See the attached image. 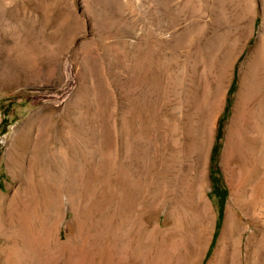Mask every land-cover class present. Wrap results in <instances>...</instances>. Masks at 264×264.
<instances>
[{
  "label": "rangeland",
  "instance_id": "374dc122",
  "mask_svg": "<svg viewBox=\"0 0 264 264\" xmlns=\"http://www.w3.org/2000/svg\"><path fill=\"white\" fill-rule=\"evenodd\" d=\"M243 76V95L255 99L234 129L231 176L222 159ZM261 99L264 0H0V194L16 184L7 155L30 118L56 129V147L71 135L84 158L116 154L134 163V178L148 175L137 213L108 178L93 211L77 218L66 203L62 232L89 263L210 264L237 186L244 264L263 225L251 150Z\"/></svg>",
  "mask_w": 264,
  "mask_h": 264
},
{
  "label": "bare ground",
  "instance_id": "6f19581e",
  "mask_svg": "<svg viewBox=\"0 0 264 264\" xmlns=\"http://www.w3.org/2000/svg\"><path fill=\"white\" fill-rule=\"evenodd\" d=\"M245 72L247 73V71ZM244 83L245 78L243 76L236 107L234 108V115L227 129V140L222 159L225 169L231 176L234 174V169L229 163V158L233 156L231 155L233 148L238 143L236 138L234 141V132L236 134L234 129H237L235 127L242 121L244 116V120L249 116L248 103L252 99V94L247 95L246 98L243 95ZM258 107V111H253L255 112L253 121H257V128L260 129H257V138L251 141V150L254 158L253 168L257 174L252 202L258 210L257 216L255 214L256 220L259 219L263 225L257 234L254 233L250 236V240L248 239L250 242L247 246L244 264H264V99L259 101ZM41 123L36 124L30 118L28 126L16 134L7 155V169L15 179L16 184H11L7 193L0 194V263L93 264L89 263L85 256L84 258L87 261L83 259L82 255L87 252L82 255L78 252V248L74 245L75 243L73 244L74 234L72 231L68 234L62 232L61 224L63 217L65 218L66 216V203L69 204L77 218L79 217L78 214L81 213L79 211L83 207L88 209V211L89 209L93 211L97 208V202L100 201L96 198L99 186L101 187L105 183L100 180L104 179L106 181L107 179L105 180V178H108L109 181H114L110 183L112 184L110 189L115 192L117 189H123V195L126 198L124 204L127 205L126 212L130 214L134 205L133 201L137 197L142 196L140 195L141 192L142 194L145 192V182L143 183V181H145L144 177L148 178V175L145 174L146 171L142 168L145 172L143 171L141 174L145 176L139 174L138 177L134 178L132 173L139 172L133 167L134 163L131 162V164L129 162L130 164L125 166L120 157H116V154L110 153L111 160H109V163L106 160L104 162L98 161L94 151H92L93 149L88 150L87 158H84L83 154L81 155L75 145L72 144L71 135L66 138L67 143L64 146L56 147L54 146L55 144L53 145V140H56V135H54L56 129H45L46 126H44V129H40ZM37 125L39 129H35ZM35 130L38 132L37 136L35 135ZM65 134L68 136V133ZM199 173V178L201 179L203 177L202 170ZM238 190L237 186L236 189L232 190V200L228 208L226 225L210 264H239L238 258L240 257L237 249L239 242L234 235V230L239 225H235L232 213L234 204L238 199ZM113 191L109 195L111 194L110 198L115 200L117 196L115 195L116 197H114ZM143 200H140V202ZM133 209L136 212L135 206ZM82 217L84 218L86 215ZM89 217L91 219V215ZM126 217H129V215ZM77 222L79 223V221ZM77 222L75 224H78ZM91 260L92 262L94 261L93 258ZM242 261L240 264H242Z\"/></svg>",
  "mask_w": 264,
  "mask_h": 264
},
{
  "label": "trees",
  "instance_id": "16d2710c",
  "mask_svg": "<svg viewBox=\"0 0 264 264\" xmlns=\"http://www.w3.org/2000/svg\"><path fill=\"white\" fill-rule=\"evenodd\" d=\"M226 194H227L226 191H224L223 194H222V198L223 199L226 197Z\"/></svg>",
  "mask_w": 264,
  "mask_h": 264
}]
</instances>
